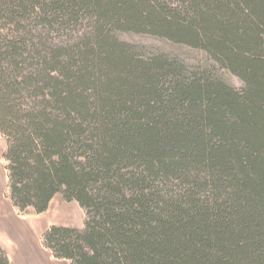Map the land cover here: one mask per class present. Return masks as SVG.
Here are the masks:
<instances>
[{
	"label": "trees",
	"instance_id": "obj_1",
	"mask_svg": "<svg viewBox=\"0 0 264 264\" xmlns=\"http://www.w3.org/2000/svg\"><path fill=\"white\" fill-rule=\"evenodd\" d=\"M0 136L14 206L84 210L68 264H264V0H0Z\"/></svg>",
	"mask_w": 264,
	"mask_h": 264
},
{
	"label": "rangeland",
	"instance_id": "obj_2",
	"mask_svg": "<svg viewBox=\"0 0 264 264\" xmlns=\"http://www.w3.org/2000/svg\"><path fill=\"white\" fill-rule=\"evenodd\" d=\"M133 39L150 51L173 54L188 64L206 62L205 53L198 49L146 36ZM220 73L229 85L235 88L242 86L236 76L224 70ZM4 150L5 143L0 136V248L4 256L11 264H68L47 247L44 234L51 226L82 228L84 210L75 201H65L60 195H55L41 213H36L31 207L18 209L9 198Z\"/></svg>",
	"mask_w": 264,
	"mask_h": 264
}]
</instances>
